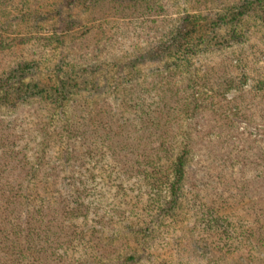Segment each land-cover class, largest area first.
<instances>
[{
  "label": "trees",
  "instance_id": "1",
  "mask_svg": "<svg viewBox=\"0 0 264 264\" xmlns=\"http://www.w3.org/2000/svg\"><path fill=\"white\" fill-rule=\"evenodd\" d=\"M118 3L0 0V31L27 23L45 31V37L30 36L29 43L42 45L36 46L38 54H19L0 72V109L37 104L50 113L37 119L38 125L35 120L30 130L16 117L7 125L12 129L0 147V172L11 178L0 180V264H140L148 258L157 260L155 243L151 250L141 251L135 241L125 244L121 255L106 254L104 248L120 234L134 238L148 231L150 238L175 223V233L188 227L187 215L183 218L181 213L190 149L176 148L178 141L171 142L160 130L164 123L181 120L177 107L184 101L183 91L175 88L174 104L167 106L173 117L168 119L163 104L162 109L152 106L151 88L138 82L139 69L151 63L164 65L160 71L183 75L205 54L244 44V19L252 15L264 26V0H234L227 7L196 0L192 6L183 3L179 12L155 2L150 21L126 31L138 43H132L136 51L105 58L94 68L89 62H72L64 52L65 40L75 32L88 35L92 10L101 4L113 9ZM97 27L106 32L103 24ZM17 35L14 50L25 44L21 33ZM110 42L115 41L109 36L106 43ZM42 56L48 59L42 61ZM243 72L241 80H247ZM231 80L224 87L229 88ZM168 92L165 83L158 91L159 101L166 100ZM109 100L110 117L103 120ZM74 105L79 106L77 115L72 113ZM88 127L101 133L95 146L89 145L96 134ZM130 177H136V187L128 185ZM194 207L193 201L190 212ZM261 215L258 241L249 228L248 243L227 244L221 250L212 246L228 256V261L214 264H264V198ZM227 225L223 235L240 238V228L230 219ZM162 235L161 244L168 247L172 237ZM192 238L177 235L174 245H190Z\"/></svg>",
  "mask_w": 264,
  "mask_h": 264
},
{
  "label": "rangeland",
  "instance_id": "2",
  "mask_svg": "<svg viewBox=\"0 0 264 264\" xmlns=\"http://www.w3.org/2000/svg\"><path fill=\"white\" fill-rule=\"evenodd\" d=\"M195 1L155 0L166 8L167 5L174 6L173 12H179V7H182L183 3L192 6ZM206 1L217 5L216 7L223 5L227 7L234 2V0ZM119 2L113 9L108 4H101L97 7L99 9L92 10L88 19L86 18L93 22L91 31L90 26L88 27V35L84 32L80 34L75 32L72 38L68 37L65 40L64 52L72 62H89L94 68L105 58L112 59L113 56L119 57L137 50L132 43L134 45L138 43H135L134 37L129 38L131 35L126 31L133 24L143 21L148 23L153 14L152 6L155 2L152 0H123L122 2L119 0ZM159 13L162 14V12ZM100 24L104 25L106 32L98 29L97 26ZM22 26L24 28H17V25H14L12 28L6 27L0 31V72L13 60H18L16 57H19V54L25 56L39 53L36 46L42 45L35 41L29 43V41L32 38L30 36L45 37L44 25L42 30L29 23ZM242 29L246 31L243 38L244 44L232 45L229 48L205 54L196 59L192 67L188 68L183 75L172 70L160 71L165 67L164 65L151 63L139 69L138 82L151 88L152 106L160 109L164 105V113L168 119L173 117L167 106L172 107L174 104L175 88L178 87L183 91L184 101L181 107H177L178 112L176 111L181 120L175 124L165 125L164 123V127L160 130L168 134L171 142L178 141L176 148L187 145L190 149L185 194L182 201L183 213H181L183 218L187 215L185 224L188 227L184 226L175 233L177 229L175 223L168 229H161L159 234L153 233L150 238H147L150 235L148 231H143L145 235L134 238L120 234L115 237L116 241L104 248L107 250L104 251L106 254L116 255L119 252L121 255L124 245L135 241L139 251L143 248L151 250L150 245L156 244L157 260L148 258L140 264H214L215 260L228 261V256L219 252L217 248L215 251L212 246H217L221 250V247H226L227 244L239 243V241L248 243L249 228L254 229L255 238L258 241L264 198V93H262L264 90V26H260L256 18L250 15L244 19ZM17 33H21L20 37L25 44L19 50H14L12 41L19 36ZM79 35L82 38L78 37ZM109 36L115 42L106 43ZM147 36L143 38H149ZM16 41H19V38ZM47 59L42 56L40 60ZM241 72L246 75L247 80H241ZM229 78L232 79L229 88L224 87ZM165 83L166 89L170 92L167 93L166 100L161 102L158 91ZM191 94L195 95L194 103L191 102L192 99L190 100ZM185 100H187L186 103ZM107 102L103 120L110 117L112 109L111 101ZM123 112H126L124 114L129 117L130 113L126 110ZM72 113L77 115L79 106L74 105ZM49 114L43 106L37 104L20 105L15 110L1 108L0 147L7 140V132L11 128L7 125L15 117L22 121V128L30 130L34 128L35 120L39 121ZM14 123L17 122L14 121ZM112 127L116 129L115 125ZM126 127L128 126L123 128L126 130ZM88 130L90 134H96V137L92 135L89 139V145L95 146L93 142L98 143L97 137L101 136V133L99 129L93 131L88 127ZM125 136L121 135L123 140L126 139ZM172 137L175 138L172 139ZM127 145L134 149L133 141L127 139ZM103 147L100 145L98 151L103 153ZM134 157L133 151L130 159ZM10 178L11 175L0 172V180ZM131 183L137 186L136 177H130L128 185ZM193 201L195 202L194 212H190ZM178 218L177 215L176 219ZM227 219L232 221L234 227L240 228L238 230L241 233L240 238L235 236L237 238L234 239L223 235L224 230L230 227L227 225ZM163 233H168L172 237L168 247L161 244ZM177 235L180 237L182 235L184 240L188 235L193 236L192 240H189L190 245L188 243L174 245V242L179 241L176 239ZM153 237L155 238L152 239Z\"/></svg>",
  "mask_w": 264,
  "mask_h": 264
}]
</instances>
